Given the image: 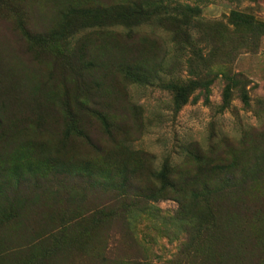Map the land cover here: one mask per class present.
<instances>
[{
    "label": "rangeland",
    "instance_id": "1",
    "mask_svg": "<svg viewBox=\"0 0 264 264\" xmlns=\"http://www.w3.org/2000/svg\"><path fill=\"white\" fill-rule=\"evenodd\" d=\"M0 264H264V0H0Z\"/></svg>",
    "mask_w": 264,
    "mask_h": 264
},
{
    "label": "trees",
    "instance_id": "2",
    "mask_svg": "<svg viewBox=\"0 0 264 264\" xmlns=\"http://www.w3.org/2000/svg\"><path fill=\"white\" fill-rule=\"evenodd\" d=\"M135 9H136V12H135L136 17L142 19L144 17V12H142L140 10V8H138V7H135ZM111 12L112 13H111L110 17L109 16H106L105 15V12L98 13V15H96V17L97 18H100L99 19L100 21H103V19H111V22H114L115 23L117 21V19H120L121 18V16H119V13H118L117 8L111 9ZM83 14H84V16H89L91 14V11H89V10L84 11ZM122 18L128 19L125 15L122 16ZM129 18L131 19L132 17L129 16ZM129 25L130 26H136V25H138V22H133V23H131ZM18 81H19V84L20 85H26V83H27V76H26V74H24V73L20 74L19 75V78H18Z\"/></svg>",
    "mask_w": 264,
    "mask_h": 264
}]
</instances>
